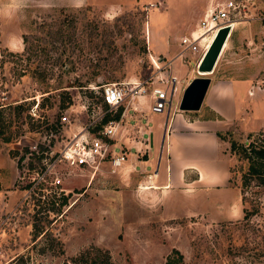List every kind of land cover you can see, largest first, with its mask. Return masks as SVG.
Masks as SVG:
<instances>
[{
  "label": "rangeland",
  "instance_id": "1",
  "mask_svg": "<svg viewBox=\"0 0 264 264\" xmlns=\"http://www.w3.org/2000/svg\"><path fill=\"white\" fill-rule=\"evenodd\" d=\"M216 1L89 0L73 7L49 5L47 0H0V104L23 101L12 109L13 122L5 128L10 140L0 139V147L17 165L10 202L0 211V264L19 253L28 255L26 264H62L89 245L107 249L113 264H166L172 247L182 253L183 264H264V185L252 179L242 188L246 163L229 152L227 141L264 131V17L246 18L254 9L264 14V0L245 8L233 29L243 30L242 37L235 47L223 46L214 65L216 74L225 69L229 77L249 80L241 94L223 91L216 97L213 123L226 140L201 131L184 132L177 139L166 129L159 151L161 131L156 124L165 120L166 107L147 114V127L154 130L147 153L138 143V151L124 146L127 158L134 155L135 168L124 162L113 171L108 162L73 169L56 163L52 170L61 183L50 184L54 172H45L35 176L36 185L60 187L66 194L36 202V191L23 188L29 173L43 169L42 157L52 152L46 157L51 160L73 133L81 132L92 112H103V117L114 113L101 102V84L141 81V95L130 97L128 92L119 106L129 108L133 102L145 118V94L152 85L164 84L167 66L162 63L173 59L179 81L170 109L176 107L187 81L198 75L197 55L185 51L178 56L179 36ZM24 33L28 51L23 50ZM21 51L30 67L43 68L36 74L43 82L28 69L21 70L23 61L16 55ZM204 106L202 100L198 110L185 113L209 115ZM63 112L68 122L60 121ZM140 118L125 124L142 123ZM173 125V130L186 131L178 122ZM125 136L142 139L138 130ZM138 162L146 170L156 168L157 181H147L150 171ZM23 167L27 172L20 179ZM169 173L168 188L155 191L156 182H165ZM242 205L255 211L243 218ZM34 223L44 229L35 239Z\"/></svg>",
  "mask_w": 264,
  "mask_h": 264
},
{
  "label": "built area",
  "instance_id": "2",
  "mask_svg": "<svg viewBox=\"0 0 264 264\" xmlns=\"http://www.w3.org/2000/svg\"><path fill=\"white\" fill-rule=\"evenodd\" d=\"M257 5L258 3H256L255 0L216 1L214 5L206 8L202 17L195 23V26L189 32L179 36L178 44L181 49L178 52V56L182 58V54H184L185 51H189L190 53L198 55V62L200 56L219 27L229 25V31H231L235 23L240 18H244L243 14H245V8L253 9ZM260 8L264 7L261 6ZM260 17H264V14L259 15L254 9L251 12L249 11L246 18L254 19ZM152 62L156 68H159V65H157L154 60H152ZM162 65L167 66L166 81L163 85H152L148 92L150 96L148 109L152 112H160L165 109L166 106L169 105L171 94L175 89L174 82L176 81V77L170 71V60H166ZM150 82L152 83L153 80ZM97 88V93L100 96L101 102L108 108H113V110L119 107V104L128 92H130V97H138L141 95V92L145 90L141 81H125L123 83L109 82L103 83ZM123 110L124 108L122 109L121 107L119 117ZM90 116L89 121L82 128L81 132L73 133L55 152L51 160L49 158L52 152L49 153V156H46L49 158L45 156L42 157V170L38 168L34 169V172L29 173V179L26 181L27 183L24 184L23 188L27 192L36 191L33 201L36 197L43 198L44 195L49 193L57 195L59 193L66 194L65 189L62 190L60 187L58 190H54L47 189L46 185H36L35 176H38V173L42 174L45 172H54L50 184L57 186L61 183V177L52 170V167L56 163H60L67 169H73L83 167L95 168L101 163L108 162L113 171L125 161V148L116 147L113 144V136L121 125L118 124L119 117L117 119L110 118L102 121L103 112H98L96 114L92 112ZM60 121L68 122V117L65 112L60 115ZM26 169L23 167V172L17 174L20 179H23V174L27 172Z\"/></svg>",
  "mask_w": 264,
  "mask_h": 264
},
{
  "label": "crops",
  "instance_id": "3",
  "mask_svg": "<svg viewBox=\"0 0 264 264\" xmlns=\"http://www.w3.org/2000/svg\"><path fill=\"white\" fill-rule=\"evenodd\" d=\"M47 1H48L47 4H49V5L73 6V7L77 6L78 4H79V6H81V5H84L87 2H89V0H47ZM240 21H242V20H238L235 23V25L233 26L232 30L229 32V34L225 40V43H224L225 45H223V46L229 45L231 47H235L236 41H238V39H240L242 37L243 30H239V28H238V30L237 29L233 30L235 26H238L236 24ZM262 25H263V23H262ZM192 28L191 27L188 28L187 32H189ZM259 31H262V29H260ZM149 40H150V33H149L148 42H149ZM195 55H197V54H195ZM194 59H196V57H194ZM167 60H169V59H167ZM170 71L176 77V81L174 82L175 89L172 92V94L173 93L175 94V92L177 90V83H178L179 79H178V74H176V71L173 69V59L170 60ZM209 74H213V75H209L210 81L208 83V86L206 88V91L204 93L202 100L205 101L204 107L207 110H209L210 113L212 112L213 116H210V113L208 116H201L200 113H196L195 116H192V115L185 113L186 110L178 109L177 106L170 109V103H169V105L166 106L167 107V115L165 116V120L163 122H158L156 124V127L159 128V133L161 131L160 143L158 146L159 151H161V149H162V143H163V138H164L166 129H168V132H171L172 136L174 135L177 139L180 137L181 134H184V132L191 134V132L193 133L196 131H201L203 134L209 135V136H216L217 131L222 132V130L220 128H217V126H215L213 123L214 122L213 117H215L214 112L217 111L218 100L216 99V97L219 96V94L224 95L223 91L230 92L231 95H233V96H235L237 94H241L242 84H244V82H248L249 80L247 77L246 78L245 77H229L227 75L228 73L225 72V69L219 70L218 74H216V69L213 68V70ZM188 81H187V83H188ZM247 87H246V91H247ZM145 95H147L148 101L150 102L149 94H145ZM129 105H130L129 108H128V105H126L124 107V110L119 117V123L118 124H121V125L117 129V131L115 132V134L113 136V141H114L113 144L116 147H124L125 146L128 149H133V150L135 149L138 151L139 150V146L137 145V143H138V144H141L144 146V147H142L143 151H146V153H147L153 145V133H154V130L152 127L151 128L147 127V123H146L147 122V114L149 112L150 113H158V112H152L148 109V111H145V118H143L144 114L140 111V108L137 107V105L135 103L131 102V103H129ZM162 111H160V112H162ZM139 115L141 116L140 120L142 123H140L139 120L136 122H134L135 120L134 121L132 120V121H130V123L125 124L126 120H128L129 118L137 119L139 117ZM128 116H129V118H128ZM176 118L178 119L177 121H175ZM128 122H129V120H128ZM174 122H178L181 125L180 127L186 129V131L185 130H182V131L173 130L172 127L174 126L173 125ZM263 125H264V122H263ZM136 127H137V129H136ZM129 130H132V132L134 130H138L142 134V139L137 140L131 136L130 137L125 136V133H127ZM136 135H138V134H136ZM168 139H170V138H168ZM169 147H170V145L165 146V150H164L165 156L169 155ZM167 150H168V154H167ZM158 156H159V153H158ZM127 159L130 160V162L129 161L126 162ZM133 161H134V155L131 154L129 158L126 157L124 163H126V165L134 167L133 164L135 165L136 162L132 163ZM165 162H166V160H165ZM138 163H140V166H141L142 163L141 162H138ZM164 165H165V168H168L166 163ZM142 167L144 170H146L144 164H142ZM180 170H181V167H178V173ZM149 171L150 170H146V172H149ZM16 172H17V165H16L15 161L13 160V157H11L8 154L6 149H3L2 147H0V194H2V196H3L2 200L0 201V211L4 209V207L8 204V202H10L9 192H13V189H11L10 186H11L12 180L15 178ZM156 173H157L156 168L153 169L152 171H150V173H147V176L149 177V179L147 181H150V182L157 181ZM170 175L171 174L169 173V177H168V175L165 177V182H162L159 184H157V182H156V188H154L155 191H159L162 189L165 190L168 188L167 180L170 179ZM157 186H159V187H157ZM144 187H148V186L145 185ZM150 188H153V187H148V190Z\"/></svg>",
  "mask_w": 264,
  "mask_h": 264
},
{
  "label": "trees",
  "instance_id": "4",
  "mask_svg": "<svg viewBox=\"0 0 264 264\" xmlns=\"http://www.w3.org/2000/svg\"><path fill=\"white\" fill-rule=\"evenodd\" d=\"M22 42L24 43L23 50L28 51L31 49V46L28 45V39L27 35L24 33L22 34ZM22 54H24L23 51L16 53L17 58L19 62L22 65L21 70L28 69L31 72V75L36 77L39 82H43L44 79H41L40 77H37L36 74H39L42 72L39 69H43L40 67V64H35L33 67H30V63L28 60V57H26V60L22 58ZM46 91V90H43ZM19 101L16 103H7L6 105L0 104V139L4 142L10 140L11 132L5 131L7 126H10L13 122V116H12V109L14 107L19 106L22 104ZM5 108H8V111L5 113ZM121 111V106L117 107L115 112L111 116H104L102 121H105L110 118L117 119L119 117ZM208 116V115H205ZM210 116H213L212 112L210 113ZM216 135L219 139H225L226 138L222 135V132H216ZM228 141V150L230 153L235 154L236 158L238 160H242L246 163L245 169L241 173V186L242 188L245 186V184L252 179H255L257 182H260L262 185H264V131L263 129H259L255 132H248L245 136V138L242 141H238L232 137H229L227 139ZM62 193H59L58 196H60ZM54 193H49L41 197H36V202H42L44 199L48 200V196H51L52 199L55 201V196L53 197ZM65 199L64 196H62V202ZM240 199L241 203H244L245 200V193L242 189L240 193ZM255 211V207H251V209H248L245 205H242V217L246 218L250 214ZM34 228V239L38 234H40L44 229L39 225L33 224ZM57 243L59 242V238L56 236H53ZM59 244V243H58ZM27 254L25 253H19L14 255L9 261L8 264H26ZM165 263L166 264H183V255L182 253L177 249L172 247L170 251L165 256ZM7 264V263H6ZM62 264H113L112 260L110 258V254L107 249L96 246V245H89L81 250H79L76 254L70 256L69 258L62 261Z\"/></svg>",
  "mask_w": 264,
  "mask_h": 264
},
{
  "label": "water",
  "instance_id": "5",
  "mask_svg": "<svg viewBox=\"0 0 264 264\" xmlns=\"http://www.w3.org/2000/svg\"><path fill=\"white\" fill-rule=\"evenodd\" d=\"M229 32V25H224L219 27L214 33L196 64V70L201 73L197 72L198 75L192 77L184 86L177 104L178 109H199L210 81L208 74L213 70Z\"/></svg>",
  "mask_w": 264,
  "mask_h": 264
},
{
  "label": "bare ground",
  "instance_id": "6",
  "mask_svg": "<svg viewBox=\"0 0 264 264\" xmlns=\"http://www.w3.org/2000/svg\"><path fill=\"white\" fill-rule=\"evenodd\" d=\"M155 61V60H154ZM157 63V62H156ZM158 65V64H157ZM198 72V71H197ZM198 73H201V72H198ZM203 74V73H202Z\"/></svg>",
  "mask_w": 264,
  "mask_h": 264
},
{
  "label": "clouds",
  "instance_id": "7",
  "mask_svg": "<svg viewBox=\"0 0 264 264\" xmlns=\"http://www.w3.org/2000/svg\"><path fill=\"white\" fill-rule=\"evenodd\" d=\"M77 6H79V4Z\"/></svg>",
  "mask_w": 264,
  "mask_h": 264
}]
</instances>
